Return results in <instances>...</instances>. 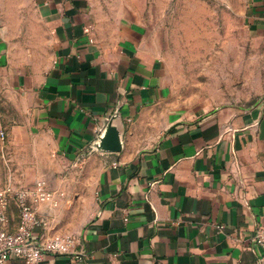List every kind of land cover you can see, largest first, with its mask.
<instances>
[{
	"label": "crops",
	"instance_id": "1",
	"mask_svg": "<svg viewBox=\"0 0 264 264\" xmlns=\"http://www.w3.org/2000/svg\"><path fill=\"white\" fill-rule=\"evenodd\" d=\"M151 7V0H0V92L20 118L5 123L4 157L23 166H13L9 182L27 186L46 175L38 178L57 205L40 206L46 224L38 240L76 237L78 264H255L264 101L174 104L146 25ZM242 22L264 41V0H242ZM108 125L118 132L117 152L93 147ZM8 216L13 232L12 203ZM73 260L47 254L41 264Z\"/></svg>",
	"mask_w": 264,
	"mask_h": 264
},
{
	"label": "rangeland",
	"instance_id": "2",
	"mask_svg": "<svg viewBox=\"0 0 264 264\" xmlns=\"http://www.w3.org/2000/svg\"><path fill=\"white\" fill-rule=\"evenodd\" d=\"M151 3L155 7L145 15L146 25L160 53L163 81L174 104L208 109L225 103L252 106L264 101V41L245 28L242 0ZM7 99L0 92V132L5 133L6 122L20 121ZM6 144L7 133L0 139L3 183L9 182L10 176L14 182L13 166L16 171L23 167L19 159L4 157Z\"/></svg>",
	"mask_w": 264,
	"mask_h": 264
},
{
	"label": "built area",
	"instance_id": "3",
	"mask_svg": "<svg viewBox=\"0 0 264 264\" xmlns=\"http://www.w3.org/2000/svg\"><path fill=\"white\" fill-rule=\"evenodd\" d=\"M91 31L92 25L88 24L84 32ZM89 41L92 42V39L89 38ZM101 133L99 131L98 136ZM4 137L5 134L1 131L0 139L3 140ZM11 203L18 212V225L13 232L9 230L8 216ZM42 205H57L55 192L44 178H38L27 186L0 181V264H9L12 258H19L24 264H41L47 254L72 256L75 259L73 264H78L83 259L84 254L75 251L77 240L74 236L53 235L38 240L37 231L46 224L39 213ZM252 241L260 248L255 264H264V224L258 228Z\"/></svg>",
	"mask_w": 264,
	"mask_h": 264
},
{
	"label": "water",
	"instance_id": "4",
	"mask_svg": "<svg viewBox=\"0 0 264 264\" xmlns=\"http://www.w3.org/2000/svg\"><path fill=\"white\" fill-rule=\"evenodd\" d=\"M96 150H104L117 152L121 150V143L118 132L115 127L106 126L101 135L98 136V141L93 144Z\"/></svg>",
	"mask_w": 264,
	"mask_h": 264
}]
</instances>
